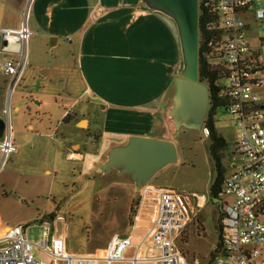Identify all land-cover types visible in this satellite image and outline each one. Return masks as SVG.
Returning <instances> with one entry per match:
<instances>
[{
	"label": "crops",
	"instance_id": "0c3cea01",
	"mask_svg": "<svg viewBox=\"0 0 264 264\" xmlns=\"http://www.w3.org/2000/svg\"><path fill=\"white\" fill-rule=\"evenodd\" d=\"M30 2L0 0V30H20ZM28 25L34 35L14 104L17 152L8 170L10 181L20 184L11 188L19 194L18 204L36 206L38 222L62 214L57 202L66 199L63 189L88 183L103 192L121 187L133 204L142 191L133 180L116 170L102 173L97 166L132 136L183 145L181 130L168 117L182 67L175 24L143 8L141 0H32ZM9 46L0 60L17 58L16 43ZM6 85L0 71L1 119ZM236 153L240 163L232 162V173L243 165ZM178 154L179 162L148 187L176 184L181 149ZM206 200L193 197L191 216L206 209ZM5 220L0 209V221L12 228ZM129 252L133 255L134 248Z\"/></svg>",
	"mask_w": 264,
	"mask_h": 264
},
{
	"label": "built area",
	"instance_id": "2783aa9c",
	"mask_svg": "<svg viewBox=\"0 0 264 264\" xmlns=\"http://www.w3.org/2000/svg\"><path fill=\"white\" fill-rule=\"evenodd\" d=\"M31 3L20 30H0V54L10 52L12 42L17 46L16 59L0 60V71L7 77L0 173L17 152L12 102L28 66L29 41L34 35L28 25ZM207 7L217 19L220 40L215 56L227 74L220 83L221 93L229 99L228 113L240 128L236 148L243 162L224 186L225 223L216 257L210 262L189 261L176 242L192 220V200L174 188L152 186L141 191L130 234L116 235L107 248L95 253L69 252L67 234L58 233V224H67L63 214L38 220L42 241L37 245L28 239V226L8 228L0 221V264H52L37 258L34 246L49 255L53 264H264V250L257 248L264 246V0H208ZM202 134L209 138V129L204 126ZM131 248L134 254L127 259Z\"/></svg>",
	"mask_w": 264,
	"mask_h": 264
},
{
	"label": "rangeland",
	"instance_id": "374dc122",
	"mask_svg": "<svg viewBox=\"0 0 264 264\" xmlns=\"http://www.w3.org/2000/svg\"><path fill=\"white\" fill-rule=\"evenodd\" d=\"M19 86L14 94L13 108L17 92L20 90ZM14 117L13 112V123ZM217 121L219 132L230 144L229 154L225 160L229 177L232 175V162L240 163L236 153L240 128L236 118L224 110L219 112ZM178 141L183 142V145L176 146L183 153L184 163L176 184H166V187L182 192L191 200L193 197L200 199L201 196H206L207 200L206 209L198 213L197 210L195 211L196 214L192 215L191 222L176 245L189 261L198 259L201 262H210L220 237L218 213L221 211L220 205H214L209 197L215 179L214 166L209 153L210 139L205 137L202 131L182 130ZM13 155L0 173V209L7 214L8 222L5 220L4 224L11 227L28 225V239L37 245L42 241V228L36 222L37 208L29 202L24 205L18 204L19 194L11 189L20 186V184L16 185L15 180L10 181L8 170L13 163ZM63 190L66 199H59L57 206L60 205V211L67 218V224L59 223L58 233L67 234L68 250L72 254L95 253L99 249L107 248L116 235L124 237L130 234L128 229L133 216L130 212L133 199L127 190L118 187L103 192L91 183L81 189L77 187ZM232 200L234 199L223 198V201ZM137 201L134 203L137 204ZM257 248L264 250L263 245H258ZM33 253L40 260L53 264V259L49 255L42 254L36 246L33 247ZM130 257L132 253L127 252L126 258Z\"/></svg>",
	"mask_w": 264,
	"mask_h": 264
},
{
	"label": "water",
	"instance_id": "95a60500",
	"mask_svg": "<svg viewBox=\"0 0 264 264\" xmlns=\"http://www.w3.org/2000/svg\"><path fill=\"white\" fill-rule=\"evenodd\" d=\"M141 6L159 13L176 26L182 67L175 78V93L168 117L175 129L201 132L210 107V89L200 81V0H141ZM5 124L0 118V139ZM179 162L176 144L170 140L132 136L123 146L113 147L97 170L129 176L141 191L165 168ZM220 204L222 200H214Z\"/></svg>",
	"mask_w": 264,
	"mask_h": 264
},
{
	"label": "trees",
	"instance_id": "16d2710c",
	"mask_svg": "<svg viewBox=\"0 0 264 264\" xmlns=\"http://www.w3.org/2000/svg\"><path fill=\"white\" fill-rule=\"evenodd\" d=\"M208 0L200 1V81L206 84L210 89V109L205 122V127L210 131L209 153L214 166L215 179L210 189V198L214 205V200H222L224 186L228 178V168L225 164L229 154L230 144L222 136L217 128V117L221 110L227 111L230 107V101L222 95L220 83L226 79V69L218 62L215 51L218 49L220 35L217 31V19L211 10L207 7ZM186 130V129H182ZM181 130V131H182ZM184 163V161H183ZM138 204V203H137ZM133 203L130 212L133 214L137 208ZM219 232L220 237L218 245L212 254V260L216 257L221 248L222 231L224 229L223 212L219 211Z\"/></svg>",
	"mask_w": 264,
	"mask_h": 264
}]
</instances>
